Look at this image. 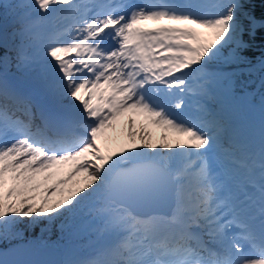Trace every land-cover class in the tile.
I'll return each mask as SVG.
<instances>
[{
  "label": "snow or ice",
  "instance_id": "snow-or-ice-1",
  "mask_svg": "<svg viewBox=\"0 0 264 264\" xmlns=\"http://www.w3.org/2000/svg\"><path fill=\"white\" fill-rule=\"evenodd\" d=\"M0 7L14 25L0 30V229L61 217L71 228L88 213L122 238L61 264H264V126L257 153L243 143L225 151L207 103L227 97L230 66L256 67L244 53L257 32L264 70L254 0L215 13L194 0ZM57 11L73 22L41 40L34 29ZM138 116L147 124L137 128ZM148 125L163 130L158 139ZM225 161L240 171L222 172Z\"/></svg>",
  "mask_w": 264,
  "mask_h": 264
},
{
  "label": "trees",
  "instance_id": "trees-1",
  "mask_svg": "<svg viewBox=\"0 0 264 264\" xmlns=\"http://www.w3.org/2000/svg\"><path fill=\"white\" fill-rule=\"evenodd\" d=\"M254 12L257 18H261L264 15V2L262 0H254ZM12 16L8 14L7 10L0 7V30L7 29L11 31L13 28V23L5 24L10 22ZM51 19L48 17L42 19L39 24H37L34 31L39 35L41 40L46 38V30L50 25ZM246 23V22H245ZM261 32H257L256 40L250 50L244 53L252 64L256 67L253 68L247 64H234L229 67L228 71L232 73L231 84L229 89L234 93V100L232 102L222 103L220 99L208 101V107L211 108L213 112L218 114L226 127L228 129L224 131L222 135V145L228 150L233 148L237 143H243L246 134L235 125L234 120L238 118H243V110L239 104L236 103L240 99H252L257 104L262 107L264 105V70H260L257 63L260 52H261ZM247 39V37H245ZM219 65H213V67H218ZM10 72H16L15 68H12ZM264 110V107H262ZM176 139V137H175ZM229 141V142H228ZM194 158V157H193ZM238 159H243L240 153H237ZM67 220L66 217H61L53 222L41 221L39 223H31L28 218L25 221H21L5 232L0 229V245H8L14 241L20 240L22 238H36L39 232L44 236V241L49 243H54L59 246H73L74 244L87 247L85 243L87 237L74 238L72 243L67 242V236L65 234L64 228L61 225L62 222Z\"/></svg>",
  "mask_w": 264,
  "mask_h": 264
},
{
  "label": "rangeland",
  "instance_id": "rangeland-1",
  "mask_svg": "<svg viewBox=\"0 0 264 264\" xmlns=\"http://www.w3.org/2000/svg\"><path fill=\"white\" fill-rule=\"evenodd\" d=\"M202 1H205V2H202ZM194 2L198 4H201L199 2H202V4L204 3V4H211V5H218V4H223L227 2V0H194ZM213 9L214 11L221 10L218 7H214ZM49 17H51L53 21L51 20V25L49 29L47 30L48 37H46L44 41L62 32L66 27H68L73 22L72 17L68 16L67 14L61 13L59 11L49 14ZM67 18H69L68 23H66ZM56 21H58L59 25L58 23H56ZM62 21H66L65 22L66 24L61 25L60 22ZM149 22L151 23V25L154 24V22H151V21ZM10 23H13L12 20L7 24H10ZM201 31H205V30L201 29ZM23 83L26 84L24 81ZM233 96H234L233 93L229 90L227 97L226 98L221 97L220 100L222 103L232 101ZM243 107H244L243 110H244L245 118L237 120L236 122L239 125V128L242 129V131H244V133L246 134V140L244 143L247 144L248 151L250 149V145L252 144V146H256V149L258 152L260 145H261V130H262V126H264V123L262 126L260 125V121H262L263 119L264 111L262 110V107L252 102L244 103ZM188 110L192 112V114L189 113L190 116L194 117L195 115H197L196 108L193 102H192V106L188 108ZM127 119H128V116L126 115L125 117H123V119L120 122V125L116 133L118 140H123L126 138V125L124 122ZM135 119L137 121V125H136L137 128H139L141 124H147V121L143 116L135 117ZM225 129L226 130L228 129L227 124H226ZM148 131L152 133L154 140L158 139L159 136L163 133L162 129L156 128L155 126H152V125H148ZM168 136L170 139H175L176 137V135L171 132L168 133ZM114 146L115 145L113 144V147ZM223 150L226 151L228 149L226 147H223ZM193 162H195V157L193 158ZM221 171L222 172H225V171L226 172H232V171L238 172L240 171V169L238 168V166L229 164L227 161H225V163L221 166ZM96 203L97 201L94 199L85 202L86 206L89 208L96 206ZM25 219L26 218H24L22 221H25ZM62 223H63L65 234L67 236V241H70V243H72L75 237L79 239L80 237L85 236L87 237V240L85 243L88 245L86 248L80 245H74L72 247H69L67 245V249L65 250L66 259H69V258L76 259V258L88 257L94 252L96 248L102 245H112V244L119 242V240L122 238V235H123L122 233H117L115 231L101 232L100 229L103 228L102 222H100L97 219H94V217L88 213H85L83 216H78L77 218H75V220L73 221V227L71 228L66 226V224L68 223L67 220H65ZM37 237H38V240L36 238V241H37L36 247L38 248L41 245H43L45 241H44V236L42 235L41 232L37 234Z\"/></svg>",
  "mask_w": 264,
  "mask_h": 264
},
{
  "label": "water",
  "instance_id": "water-1",
  "mask_svg": "<svg viewBox=\"0 0 264 264\" xmlns=\"http://www.w3.org/2000/svg\"><path fill=\"white\" fill-rule=\"evenodd\" d=\"M35 245L33 240H21L0 247V264H59L63 261L62 248L47 244L36 251Z\"/></svg>",
  "mask_w": 264,
  "mask_h": 264
}]
</instances>
